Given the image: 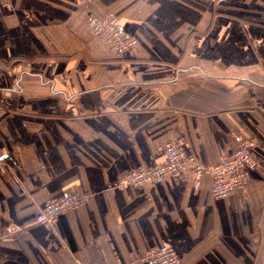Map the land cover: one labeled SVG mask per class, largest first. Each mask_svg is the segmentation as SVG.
I'll list each match as a JSON object with an SVG mask.
<instances>
[{
    "label": "crops",
    "instance_id": "1",
    "mask_svg": "<svg viewBox=\"0 0 264 264\" xmlns=\"http://www.w3.org/2000/svg\"><path fill=\"white\" fill-rule=\"evenodd\" d=\"M118 16L120 59L90 31ZM254 137L244 189L185 174L107 188L178 140L214 164ZM0 264H264V0H0ZM88 200L35 221L64 193Z\"/></svg>",
    "mask_w": 264,
    "mask_h": 264
},
{
    "label": "built area",
    "instance_id": "2",
    "mask_svg": "<svg viewBox=\"0 0 264 264\" xmlns=\"http://www.w3.org/2000/svg\"><path fill=\"white\" fill-rule=\"evenodd\" d=\"M87 24L91 33L120 59L123 53L135 44L134 37L126 34L115 13L103 16L90 15ZM256 144L254 137L241 136L236 139L233 150L225 154L214 164H204L194 156L187 154L178 140H168L164 144L165 157L162 162L152 167H135L107 184V188L123 185H143L163 180L176 173L185 174L194 183L207 175L211 178V194L224 197L244 189V184L257 161L251 154ZM0 160V171L5 170ZM88 200L87 194L76 192L64 193L42 207H38L35 221L46 229H52L53 223L61 213L75 208ZM147 264H180V258L170 246H159L149 249L144 254Z\"/></svg>",
    "mask_w": 264,
    "mask_h": 264
}]
</instances>
